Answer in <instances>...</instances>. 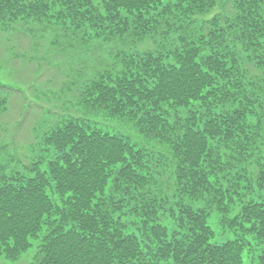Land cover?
Wrapping results in <instances>:
<instances>
[{
  "label": "trees",
  "instance_id": "obj_1",
  "mask_svg": "<svg viewBox=\"0 0 264 264\" xmlns=\"http://www.w3.org/2000/svg\"><path fill=\"white\" fill-rule=\"evenodd\" d=\"M11 31L81 66L43 148L61 155L0 186V256L40 241L36 264H245L254 245L264 264V198L234 197L264 190V0H0ZM214 213L251 241L214 243Z\"/></svg>",
  "mask_w": 264,
  "mask_h": 264
},
{
  "label": "rangeland",
  "instance_id": "obj_2",
  "mask_svg": "<svg viewBox=\"0 0 264 264\" xmlns=\"http://www.w3.org/2000/svg\"><path fill=\"white\" fill-rule=\"evenodd\" d=\"M52 38L47 34L35 48V39L24 32L11 31L0 39V95L7 100L6 110L3 107L0 111V186L15 182L12 180H29L35 175V167L44 170L49 159L55 160L61 155L54 149L46 154L43 148L47 133L56 124L63 123L70 113L66 105V84L72 68H79L81 64L80 58L77 61L78 53L73 57L69 52L66 56L59 53L57 46L51 44ZM94 50L96 56L106 53L107 45L97 46ZM71 112L74 113L75 109ZM121 132L125 136L135 135L128 129ZM42 161H45L43 166ZM253 175L255 182L258 167ZM245 189L241 191L242 195L234 196L238 210L244 201L264 198V190L258 185L249 192ZM48 193L55 202L59 201L52 187L48 188ZM235 215L232 213L225 221L217 213L210 217L209 223L216 231L214 243L222 245L237 237L250 240L239 228L233 227ZM163 219L174 228L173 222ZM133 229V226L129 227V230ZM39 243L32 241L33 247L18 259L0 256V264H36ZM260 252V247H248L245 264H257Z\"/></svg>",
  "mask_w": 264,
  "mask_h": 264
}]
</instances>
